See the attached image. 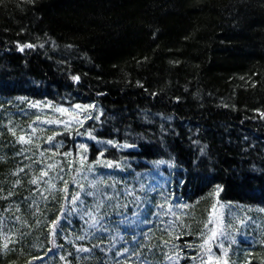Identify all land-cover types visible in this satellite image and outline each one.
<instances>
[{"label": "trees", "instance_id": "1", "mask_svg": "<svg viewBox=\"0 0 264 264\" xmlns=\"http://www.w3.org/2000/svg\"><path fill=\"white\" fill-rule=\"evenodd\" d=\"M0 264H264V0H0Z\"/></svg>", "mask_w": 264, "mask_h": 264}, {"label": "rangeland", "instance_id": "2", "mask_svg": "<svg viewBox=\"0 0 264 264\" xmlns=\"http://www.w3.org/2000/svg\"><path fill=\"white\" fill-rule=\"evenodd\" d=\"M225 205L223 204H219V206H217V211L215 213L212 214V226H213V231L212 234L209 237V243L210 244V248L208 250V254H210L211 252L214 253H219L222 251V248L220 247L222 245V242H226L228 243V240L230 241H234V237H236L234 235V237H228L227 234V230L224 229V223L226 222V216H225V210L226 207H224ZM238 228L241 229V222H239L238 224ZM236 233V232H235ZM224 244V243H223ZM217 247H216V246ZM213 249V250H212ZM212 258V255L210 256Z\"/></svg>", "mask_w": 264, "mask_h": 264}]
</instances>
